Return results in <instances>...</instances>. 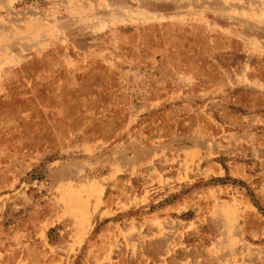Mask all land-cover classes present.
<instances>
[{
	"label": "rangeland",
	"instance_id": "1",
	"mask_svg": "<svg viewBox=\"0 0 264 264\" xmlns=\"http://www.w3.org/2000/svg\"><path fill=\"white\" fill-rule=\"evenodd\" d=\"M0 264H264V0H0Z\"/></svg>",
	"mask_w": 264,
	"mask_h": 264
}]
</instances>
